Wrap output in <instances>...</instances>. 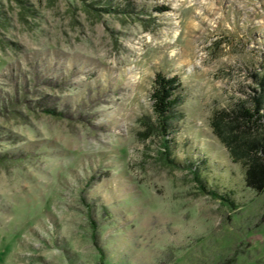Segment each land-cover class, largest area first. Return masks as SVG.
Wrapping results in <instances>:
<instances>
[{"label":"rangeland","instance_id":"1","mask_svg":"<svg viewBox=\"0 0 264 264\" xmlns=\"http://www.w3.org/2000/svg\"><path fill=\"white\" fill-rule=\"evenodd\" d=\"M263 73L264 0H0V264H264V188L210 121Z\"/></svg>","mask_w":264,"mask_h":264},{"label":"trees","instance_id":"2","mask_svg":"<svg viewBox=\"0 0 264 264\" xmlns=\"http://www.w3.org/2000/svg\"><path fill=\"white\" fill-rule=\"evenodd\" d=\"M263 91L252 102H241L228 111L217 110L210 119L215 136L227 147L230 157L240 163L244 170V181L248 187L264 188V73L258 77ZM151 92L152 108L156 118L157 133L163 136L162 144L166 159H171L168 151L167 134L172 128V118L176 116L179 92L182 83L177 75L167 76L157 72ZM201 191L207 195L231 203L226 193H219V186L210 185L211 178L202 170L191 169Z\"/></svg>","mask_w":264,"mask_h":264}]
</instances>
